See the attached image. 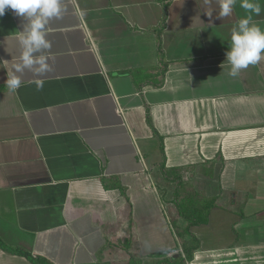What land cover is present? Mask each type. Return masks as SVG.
Here are the masks:
<instances>
[{
	"label": "crops",
	"instance_id": "crops-1",
	"mask_svg": "<svg viewBox=\"0 0 264 264\" xmlns=\"http://www.w3.org/2000/svg\"><path fill=\"white\" fill-rule=\"evenodd\" d=\"M253 2L264 29V0ZM220 4L62 0L46 29L43 89L26 71L15 93L5 81L27 21L6 10L0 241L46 264H124L129 254L155 264L180 248H193L186 264H264V59L227 74L225 52L246 13L237 0L220 17ZM185 192L214 199L205 223L180 216ZM0 264L36 263L0 247Z\"/></svg>",
	"mask_w": 264,
	"mask_h": 264
},
{
	"label": "clouds",
	"instance_id": "clouds-1",
	"mask_svg": "<svg viewBox=\"0 0 264 264\" xmlns=\"http://www.w3.org/2000/svg\"><path fill=\"white\" fill-rule=\"evenodd\" d=\"M61 3L62 0H0V17L10 9L16 16L27 21L22 30L18 31L22 49L19 62L13 74L5 81L9 92L15 93L22 86V77L26 71L33 74L36 90L43 89L45 81L42 77L52 70L46 55L52 46L46 38V29L51 20L61 18ZM236 4L237 0H221L219 16L231 15ZM239 6L245 10L246 15L233 28L230 46L225 52L227 74L233 78L241 70L264 59V29L253 23V15L261 12L260 4L253 0H239Z\"/></svg>",
	"mask_w": 264,
	"mask_h": 264
},
{
	"label": "trees",
	"instance_id": "trees-1",
	"mask_svg": "<svg viewBox=\"0 0 264 264\" xmlns=\"http://www.w3.org/2000/svg\"><path fill=\"white\" fill-rule=\"evenodd\" d=\"M164 25V17L162 18L161 21V25L160 28H162ZM160 30L158 32V50H159V54H160V62H159V66L157 67V70L159 71L160 75L163 77V74L167 68V63L164 60V56L162 55V51H161V47H160ZM162 80V79H161ZM161 83V81H160ZM158 83V84H160ZM104 186L106 187H117V188H121L123 189L122 186H120V184L118 182H115L116 184L110 186L108 184V181L104 179ZM214 204V199H202V197H200L198 194H194V193H184L183 196L181 197H177L176 201H175V205L177 210L179 211L180 216L187 221V226L190 225H200L202 223H205L207 220V215L209 210L211 209V206ZM127 205V203L125 204ZM124 205V208H126L128 210V214L130 213V209L127 208ZM0 247L3 248L4 250L10 251V252H15V253H19L22 254L24 256H27L29 259H31L34 263L36 264H46L45 260L41 259V258H33L31 257L27 252L22 251L21 249L18 248H10L8 246H6L2 241H0ZM184 255H182L181 253H177V257L176 258H169L167 260H161L158 261L155 264H165L168 262H172L174 264H186L187 261H190L192 259V251L193 248H189L184 250ZM124 264H143L140 259H138L137 257L129 254L128 257L124 260Z\"/></svg>",
	"mask_w": 264,
	"mask_h": 264
},
{
	"label": "rangeland",
	"instance_id": "rangeland-1",
	"mask_svg": "<svg viewBox=\"0 0 264 264\" xmlns=\"http://www.w3.org/2000/svg\"><path fill=\"white\" fill-rule=\"evenodd\" d=\"M169 206H170V202L166 201L162 196H161V212L162 214L165 216L167 222H168V219L170 220V217L171 215L169 216L168 212H169ZM235 220H238V219H235ZM263 220V219H262ZM168 256V255H167ZM241 264V263H240Z\"/></svg>",
	"mask_w": 264,
	"mask_h": 264
},
{
	"label": "built area",
	"instance_id": "built-area-1",
	"mask_svg": "<svg viewBox=\"0 0 264 264\" xmlns=\"http://www.w3.org/2000/svg\"><path fill=\"white\" fill-rule=\"evenodd\" d=\"M154 190V189H153ZM177 252H179V253H181L182 255H184V251H183V249H178V251Z\"/></svg>",
	"mask_w": 264,
	"mask_h": 264
}]
</instances>
